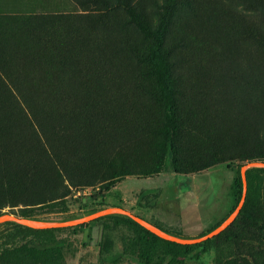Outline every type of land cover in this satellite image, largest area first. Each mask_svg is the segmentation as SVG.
Returning <instances> with one entry per match:
<instances>
[{"label": "rangeland", "instance_id": "1", "mask_svg": "<svg viewBox=\"0 0 264 264\" xmlns=\"http://www.w3.org/2000/svg\"><path fill=\"white\" fill-rule=\"evenodd\" d=\"M57 1L65 6L63 0ZM118 22L122 47L116 52L114 39L110 44L115 63L107 73L108 85L103 86L89 53L102 38L101 30L83 25L72 38L55 42L56 60L64 63L58 61L53 73L45 76L37 71L38 59L28 53L30 41L15 34L17 23L8 29L0 19V97L5 100L12 92L18 100V87L29 73L25 85L37 92L43 110L39 123L20 109L12 114L0 111V183L12 171L25 174L27 164L34 169L31 180L48 182L54 172L51 151L62 153L64 165L75 174L94 181L70 186L76 201L67 212L30 221L80 229L77 234L63 233L69 235L70 244L63 250L62 264H144L134 233L125 225L104 228L105 219L95 220L103 214L142 219L182 242L214 235L237 214L232 195L237 162L194 167L240 129L239 111L227 97L224 68L239 70L264 59V46L259 45L257 53L250 51L253 47L245 39H252L253 30L225 0H195L181 6L171 33L175 38L168 47L186 87L178 95L177 107L188 117L191 131L180 146L177 167L168 152L160 169L164 113L154 95L155 71L148 60L151 41L135 24ZM41 79L44 88L34 90ZM254 164L262 165L248 163ZM21 206L7 203L0 208V223L27 219L20 215ZM90 232L94 240L111 237L113 246L105 251L90 243ZM196 250L199 258L192 253L179 264H264V231L247 229L236 239L213 241ZM14 264L39 263L18 255Z\"/></svg>", "mask_w": 264, "mask_h": 264}, {"label": "trees", "instance_id": "2", "mask_svg": "<svg viewBox=\"0 0 264 264\" xmlns=\"http://www.w3.org/2000/svg\"><path fill=\"white\" fill-rule=\"evenodd\" d=\"M63 1L65 6L62 8L57 0H0V19L6 22L8 29H12L17 23L15 34L30 41L28 53L32 52L38 59L37 71L45 76L53 73L58 61L61 66L64 63L61 58L56 60L58 52L53 47L55 42L72 38L83 25L101 30L102 38L97 40L89 53L103 86L108 85L107 73L115 63L110 44L114 39L116 52L122 47L118 40L121 35L118 19H122L125 24H135L151 41L148 60L155 71L154 95L163 106L164 154L159 168L165 166L168 152L172 154L171 163L176 168L180 146L191 127L186 114L177 107L178 95L185 93L186 87L183 86L177 58H171L172 52L168 46L175 38L171 37V33L178 10L183 4L195 0ZM225 3L237 12L248 30L250 27L253 30L252 34L250 32L252 39L247 38L245 41L253 47L250 51L257 53L259 45L264 46V0H225ZM224 71L228 81L227 97L239 111L237 116L240 129L210 158L194 169H204L226 160L237 162L232 195L236 207L243 196L244 201L230 224L214 235L194 242L164 237L136 218L118 212L95 218L96 221L105 219L104 228L125 225L131 230L141 245L140 256L144 264H179L192 253L199 258L200 251L196 250L199 246L203 250L213 241L236 239L247 229L264 231V165H249L244 175L242 172L243 167L250 162L264 163V59L246 64L239 70L231 65L226 66ZM27 76L29 73L25 74V80L18 87V100L14 99L12 92L5 100L0 97V111L4 109L12 114L14 110L20 109L33 122L37 120L39 123L43 110L37 102V92L25 85ZM43 88L44 81L38 80L34 90ZM0 124L2 125L1 122ZM49 155L54 164L51 180L46 183L31 180L30 172L34 169L29 167L30 164H27L25 174L10 172L0 183V208L7 203L11 206L22 205L19 208L22 217L39 220L48 214L64 213L70 209L76 201L71 195L70 186L94 182L91 177H81L73 172V168L65 166L62 153L51 151ZM0 225V264H14V258L18 255H26L39 264H62L63 250L70 244L69 235L64 234L80 232L75 225L36 226L10 219ZM84 225H88V222ZM89 237L90 243L94 242L102 250L108 251L113 246V240L109 236L94 240L93 233L90 232ZM155 256L158 257L157 260L150 263Z\"/></svg>", "mask_w": 264, "mask_h": 264}, {"label": "water", "instance_id": "3", "mask_svg": "<svg viewBox=\"0 0 264 264\" xmlns=\"http://www.w3.org/2000/svg\"><path fill=\"white\" fill-rule=\"evenodd\" d=\"M255 163H261V162H255ZM254 165H260V164H254ZM262 165H264V163H262ZM249 165H246V166H244L243 167V169H242V172H243V175H244V171H245V169L248 167ZM244 178H245V176H244ZM245 190H246V186H245ZM244 201V196H243V199H242V201L240 202V204H239V206H238V209H237V214H238V212H239V210H240V207H241V205H242V202ZM236 214V215H237ZM235 218V216H233L232 218H231V221H229V223H227L224 227H222L220 230H222L223 228H225L228 224H230L231 222H232V220ZM138 220V219H137ZM140 220H142V219H139L138 221H140ZM23 221V223H26V224H30V225H36V224H33V223H30V221H31V219H24V220H22ZM22 221H20V222H22ZM141 223H143L142 221H140ZM144 225H146V226H148L147 224H145V223H143ZM37 226V225H36ZM148 227H150V226H148ZM151 229H153V230H155L157 233H159L160 235H162V236H164V237H167V238H171V237H168V236H165L164 234H162L161 232H158V230H156V229H154V228H152V227H150ZM219 230V231H220ZM218 231V232H219ZM217 233V232H216ZM209 237V236H208ZM207 238V237H206ZM171 239H174V240H177V239H175V238H171ZM179 241V240H178ZM199 241V240H198Z\"/></svg>", "mask_w": 264, "mask_h": 264}, {"label": "bare ground", "instance_id": "4", "mask_svg": "<svg viewBox=\"0 0 264 264\" xmlns=\"http://www.w3.org/2000/svg\"><path fill=\"white\" fill-rule=\"evenodd\" d=\"M157 230V229H156ZM158 232H161V231H158Z\"/></svg>", "mask_w": 264, "mask_h": 264}]
</instances>
